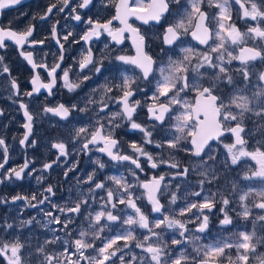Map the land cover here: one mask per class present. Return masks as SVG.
<instances>
[{
	"label": "snow or ice",
	"instance_id": "obj_1",
	"mask_svg": "<svg viewBox=\"0 0 264 264\" xmlns=\"http://www.w3.org/2000/svg\"><path fill=\"white\" fill-rule=\"evenodd\" d=\"M57 2L60 4L57 11L62 12L70 0ZM233 2L239 5V18L255 22L246 23L244 32L232 22ZM20 3L21 0H0V14L4 9ZM91 3L92 0H81L77 7L87 8ZM179 4L180 0H106L105 7L111 5L114 8V15L103 21L91 17L87 19L88 30L80 36L85 42L93 38L98 39L104 33L116 45L123 44L125 39L131 40L135 48L134 55L116 54L111 58L129 67L123 71L117 68V76L111 80L106 79L103 85L93 88L92 95L86 98L82 107L76 103L67 106L59 103L55 107L46 106L43 111L67 120L74 111L88 112L89 105L94 103L101 105L92 130L90 131L87 126L75 128L73 138L81 141L82 151L89 150V146L92 145L95 151L106 154L112 161L129 162L134 165L135 168H129V171L138 183H130L123 176H109L107 179L116 186V189L114 191L112 187H106L105 182L95 178L96 171L104 169L106 165L101 159H96L98 169L93 170L87 175V180L83 181L89 185L88 192L82 193L76 201L64 207L52 204L58 213L64 214L63 219L52 211L44 213L48 220L41 226L49 228L53 233L51 239L45 238L43 243H40L37 238L36 246L33 248L27 237L23 240L19 235L11 236L10 239L0 238V258L4 260V264H249L250 260L252 264H264V251L259 250L264 247V139H257L256 146L251 150L248 148L249 139L257 132L260 137H264V71L255 73V84L252 83L250 72L251 68H255V62L264 64V0H187V8L183 15L165 27L162 42L172 46L180 41L182 36L190 35L198 45H203L204 49L183 47L178 57L166 56V60L157 63V60L145 50V35L141 33L140 27L130 21H140L142 25H148L150 22L159 24L169 13L170 5ZM56 7V3H52L46 9L45 16L52 13ZM77 7L71 8L70 12L76 13L73 19L80 21L81 16L77 13ZM212 7L218 12L213 13L212 20L209 21L207 9ZM114 21L118 22V26H113ZM209 24H214V27H210ZM33 31L31 25L23 31L13 30L11 22L7 26H0V49L8 46L6 41L14 42L21 49L26 43L43 44V40H29ZM51 32L61 49L58 62L53 63L51 67L44 63H36L31 51L20 53L33 69L43 68L49 77L47 82H43L40 74L35 73L30 80L33 85L32 91L25 92L26 96L38 94L41 89L47 90L51 95L57 83L58 69L62 72V87L72 92L92 76L101 74L104 68L105 57L94 58L89 47L78 61L82 75H77L75 81L70 80L71 68L61 69L64 44L60 43L61 38L57 37L55 26ZM69 36H72L71 32L62 37L63 41H68ZM249 40L253 42L251 47L247 46ZM257 41L259 43H256ZM73 42L78 43L79 40ZM163 51L164 49H161V52ZM2 61L3 57L0 56V62ZM233 61H238L239 66L233 67ZM3 72H9L7 66L3 67ZM117 80L119 82H116ZM137 81H147L153 85L151 94L145 100L149 119L153 122L152 128L155 129L159 125L163 130L167 120L170 122L167 127L173 130L171 136L165 134L161 141L154 142L151 139L153 131L135 121L134 114L141 106V100L132 98L137 91H144ZM11 87L15 90V95H20L15 79L11 81ZM225 88L230 89L227 96L223 95ZM114 90L116 95L109 96ZM97 93L100 94L99 101L93 99ZM109 103L119 105V109L111 112ZM20 107L26 118V123L23 124L26 132L20 144L25 145L27 142L34 145V141H29L34 117L29 112L28 105L21 103ZM106 109H109L110 114L101 117L100 112ZM2 114L0 110V115ZM247 121H251L254 127L246 132ZM123 123L144 134L139 144L136 142L129 144L133 150L131 155L120 151L117 147L119 141L113 135L114 130ZM246 136L249 139H246ZM222 137L231 138V142L224 143ZM213 142L222 144L227 150L226 155L230 157V161L223 162L225 168L238 165L242 158H246L245 165H242L244 170L241 178L244 181H256L260 187L248 184L241 186L237 181H233L227 194L218 191L211 196L201 197L205 183L212 184L220 178L215 168L218 149L213 146ZM153 143L157 148H167L168 157L145 150V145ZM0 147H3L0 169H5L8 149L3 138H0ZM52 147L59 150L56 160L69 154L63 142L55 143ZM179 152L195 158L191 171L200 177L197 183L201 191L188 192L187 195L201 199L188 201L185 196L182 197L185 199L183 207L172 208L171 206L177 203L180 185L163 183L165 174H154L149 178L146 173V178L140 181L136 170L144 172L145 167L152 170L167 165L177 170L175 176L187 177L190 168L181 167V162L176 159ZM141 157L145 158V165L141 164ZM248 161L255 163L250 165ZM28 167V162H25L19 170L5 169L4 175L8 179L13 175L17 179H22V174ZM43 167L49 169L52 164L45 163ZM75 167L74 164L68 171ZM137 187L143 190L139 195L132 191ZM96 190H101L105 195H98ZM45 191L50 195L39 194L38 199L37 194H17L12 196L11 200L13 202L24 200L28 206L38 207L45 201L51 203L50 196L55 195L52 186H48ZM97 199L100 201L101 210L93 214L89 208ZM162 199H165L166 203H162ZM138 200H146L151 206L147 213L138 206ZM217 203L221 205L219 211L223 215L219 220L222 229L233 225L234 216L235 219L250 223L251 228L237 229L227 236L214 238L211 243H202V234L209 227V216ZM119 205L125 207L119 208ZM205 209L208 210L207 214L204 212ZM114 210L123 215L114 214ZM152 213L159 215L150 220ZM188 213L192 215L189 216ZM77 217L86 220L88 229H80L76 237H72V231L75 229H70L69 225L74 224ZM102 221L104 223H101ZM115 222H119L121 230L111 234V225ZM34 223L41 222L32 217L20 221V227ZM189 224L195 227L189 229ZM50 225L60 227L50 228ZM0 227L5 230L13 229L14 224L5 223ZM106 229L110 234L101 238ZM138 230L144 232L138 236ZM169 230L171 234L166 240L164 237L169 234ZM60 231H63L68 239H62ZM186 233L190 235L186 236ZM55 245H59L61 250L57 251L55 247H50ZM188 245L192 247L191 253L187 250ZM171 246H180L176 255H172ZM134 249H140L141 252L138 254ZM233 249L235 255L232 254Z\"/></svg>",
	"mask_w": 264,
	"mask_h": 264
},
{
	"label": "flooded vegetation",
	"instance_id": "obj_2",
	"mask_svg": "<svg viewBox=\"0 0 264 264\" xmlns=\"http://www.w3.org/2000/svg\"><path fill=\"white\" fill-rule=\"evenodd\" d=\"M80 2L81 0H70L69 5L64 8V11L58 12L57 9L60 7V4L57 2V0H21L20 4L4 9L2 14H0V26H7L9 22H11V28L13 30L23 31L27 26L31 25L33 26L34 31L32 37H29V40L34 39L44 41L43 44L35 45L26 43L23 49L15 45L14 42L6 41L8 46L4 49H0V56L3 57V61L0 62V110L3 112V114L0 115V138L5 140L8 149V162L5 167L10 164V151L7 145L6 136L17 131L16 125L19 118H23L25 121L24 123H26V118L23 115V109L20 107L21 103L28 105V110L34 117L32 129L33 133L30 136L29 141H32L35 136H37V129L40 128H46V131L49 134H59L61 132L68 134V132H73L75 128L81 126H87L91 131L92 126L97 119V111H99V107H101V105L97 103L89 105L90 110L88 112H72L67 120H63L59 116H56L52 113H45L43 109L46 106L55 107L59 103H64L66 106L70 103H76L82 107L86 98L92 95L93 88H98L100 85L105 83L106 79L111 80L112 77L117 76V68L123 71L129 67L128 65H123L120 62L112 60L111 58L116 54H135V48L132 45L130 39H125L123 44L116 45L115 42H113L111 38L108 37L106 33H104L98 39L93 38L89 42L81 40L80 36L88 30L89 26L87 24V19L89 17L93 19H100L101 21L106 20L114 15V8L111 5L105 7L106 0H92V3L87 8L80 9L77 7L78 3ZM181 2L182 0H180L179 5H170L169 13L166 14V17L162 19L159 24L150 22L148 25H142L140 21H130L134 23L135 26L140 27L141 33L145 35V50L157 60V63H160L161 60H166V56H173L174 58L178 57L181 54L180 49L183 47L199 48L200 50L204 49V46L198 45V42L195 41L190 35L182 36L181 40L177 41L176 44L172 46L165 45L162 42V35L165 27L183 15L185 4L182 5ZM52 3H56L57 7L52 10V13L45 16L46 9ZM237 6L239 7V5ZM73 7H77V13L81 16L80 21L73 19V16L76 14L70 12V9ZM207 11L209 13V21H211L212 19H210V15L213 11L209 8ZM41 17L44 18L42 19ZM243 20L244 19H232V22L236 24V27L239 28L241 32H243L244 29ZM53 26L56 28L57 37L61 38L60 43L64 44V60L61 62V69L71 68L69 73L70 80L75 81L77 75H82L78 68V61L82 54H86V51L89 47L94 54V58L99 59L101 57H105L104 68L102 69L101 74L92 76L90 80L85 81L80 86V88L72 92H69L66 88L62 87V72L58 69L56 73L57 83L53 88L51 95H49L47 90L41 89L38 94L34 93L32 96H26L24 95L25 92L32 91L33 85L30 83V80L35 73L40 74L43 82H47L49 77L47 76L45 69H33L24 56H22L20 53L21 51H31L33 52V58L36 63H44L49 67H51L53 63L58 62L57 58L61 53V49L57 43V39L53 38L52 36L51 29ZM113 26H118V22L114 21ZM209 26L214 27V24H209ZM69 32L72 33V36H69L68 41H63L62 37ZM125 35L127 36L128 34ZM74 40H79V42L75 43L73 42ZM247 44L253 45L251 43ZM105 45L108 47L106 48ZM121 49H123L122 52ZM161 49H164V51L161 52ZM255 63L258 64V71H264V64H261L259 61ZM233 64H239V62L233 61ZM4 66L8 67V73L3 72ZM85 72H87V69H85ZM189 78L191 79V74ZM13 79L16 80L19 86L20 95L14 94L15 90L11 87V81ZM149 79H151V77ZM116 82L119 81L117 80ZM137 83L141 89H144V91H137L135 97L132 98L141 100V106L137 108V112L134 114L135 121L140 123L145 128L153 131L151 139L154 142L161 141L165 134L171 136L173 130L167 127V125L170 123L167 120L165 122L166 126L163 130L160 129L159 125H157L155 129L152 128L153 122L149 119V114L147 112V108L145 107V100L146 97L151 94L153 85L147 81H137ZM229 91L230 89H223V95L227 96ZM113 95H116L115 90L113 93L109 94V96ZM190 98L191 96H189V99ZM93 99L99 101L100 94H95ZM109 109L111 112H115L119 109V105L115 103H109ZM109 109H106L104 112H100V116L104 117L110 114ZM49 120H51V123H49ZM53 121L58 122V124L54 125ZM7 128H9V130H7ZM22 128L24 127L22 126ZM251 129H253V123L251 121H247L246 132ZM24 130L26 129L24 128ZM105 130L107 131V127ZM113 135L114 138L119 141L117 147L120 149V151L123 154L129 155H131L133 152V150L129 147V144L131 142H136L139 144L144 138V134L140 130L131 129L127 123H123L121 127L116 128L113 132ZM245 138L249 139L248 136ZM257 139L264 138L260 137L258 132L253 135L252 138L249 139V150L256 146L255 141ZM221 140H223L224 143L231 142V138L228 137H222ZM213 146L218 149L216 155L217 163L215 168L220 178L218 181H215L212 184L205 183L203 186V191H201L197 183L200 177L191 171V165L193 164L195 158L183 152L177 153L176 159L181 162V167L190 168L187 177H177L175 176V172L177 171L176 169H171L167 165H162L157 169L152 170H150L148 167H145L144 172L136 170L139 180L143 181L146 178V173L149 178L154 174H165V182L163 183L170 182V184L173 186L177 184L180 185L179 192L177 193L178 200L176 205L180 203L179 200L181 199L182 189L187 190L188 186L191 187V192L201 191V197L206 194L205 187L210 189L211 194L217 193L218 191L221 194H227L233 181H237L241 186L250 183L249 186L260 187L259 183L256 181H244L241 178L242 172L244 170L242 165H245L246 158H242L240 164L238 165L225 168L223 162L225 160L230 161V157L226 155L227 150L223 148V145L219 144L218 142H213ZM145 150L153 154L160 153L165 158L168 157L169 154V150L167 148H157L155 143L145 145ZM93 151L97 154L98 158L102 160V162H105L106 165L104 169L97 170V175L100 177V179L106 175L107 177L123 176L126 177L130 183H133L134 180H136L129 171V168H135L134 165H131L129 162L112 161L106 154L95 151L92 145L89 146V150L85 151L84 154L90 156ZM0 152H3L2 147H0ZM140 162L142 165H145V158L141 157ZM209 163L211 164L212 162L209 161ZM254 163V161H248V164L250 165H254ZM68 174L69 173H67L65 177H67ZM0 180H2L1 174ZM132 191L136 193L137 191L141 192L143 190L137 187L132 189ZM201 197L190 196L189 199L190 201H198L201 199ZM161 202L166 203L165 199H162ZM176 205H172L171 207L176 208ZM150 207L151 206L149 204L145 205L147 210H149ZM220 208L221 205L217 203L215 208L212 209V214L209 216V227L206 232L202 234V243L210 242V240L208 241L209 238L207 234L209 232L211 233L216 227L221 226L219 224V220L223 218V215L219 211ZM195 211L196 210L194 209L193 212ZM253 211L255 212V210ZM204 212L207 214L208 210L205 209ZM151 215L159 214L152 213ZM188 215L191 216L192 213H188ZM189 226L192 228L195 227L193 224H189L188 227ZM245 227L250 229L251 224L243 220L235 219L234 216L233 225L227 226L224 229L227 230L229 234L234 230L236 231L237 229H244ZM175 247L179 248L180 246ZM259 250L264 251V247L260 248ZM173 251L174 250L172 249V252ZM232 254L235 255L234 249L232 250ZM249 264H252L251 260L249 261Z\"/></svg>",
	"mask_w": 264,
	"mask_h": 264
},
{
	"label": "rangeland",
	"instance_id": "obj_3",
	"mask_svg": "<svg viewBox=\"0 0 264 264\" xmlns=\"http://www.w3.org/2000/svg\"><path fill=\"white\" fill-rule=\"evenodd\" d=\"M182 5L185 4L184 9L187 8V0H182ZM213 12L210 15V19H212L213 13H217V9L215 7L209 8ZM184 10V11H185ZM239 7L233 2L231 5V14L232 19H241L239 18ZM183 11V12H184ZM246 23L247 24H255V22L249 20H243V32L246 31ZM248 43L253 44L251 40L248 41ZM256 43H259L257 41ZM258 64L255 63V68H251L250 72L252 73L251 79L252 83H256V77L255 73L258 72ZM233 67H238L239 64H233ZM235 78V77H234ZM48 121V120H46ZM24 119L19 118L17 120L16 130L15 132L9 134L6 136L7 139V145L9 147L10 151V164L5 167V169H11L16 168L19 170L20 167L24 165L25 162H28L29 167L25 169L22 179H17L13 175L11 179H8L5 177L4 172L5 169L0 170L1 179L0 181V226L4 225L5 223H12L14 224L13 229H4L3 227H0V238L16 236L19 235L20 238L23 240L25 237L28 238V240L31 242L32 247L35 248L37 243V238H39V242L43 243L45 238L51 239L53 233L49 230V228L42 227L41 225L43 223H46L48 220V217L44 215L47 211H52L56 215H60L61 219H63L64 214L58 213L55 208L52 207V204L59 205L60 207H64L68 204L73 203L76 201L82 193L86 194L88 192L89 185L87 183H83V181L87 180V175L91 174L93 170L98 169V166L95 164V160L98 159L97 154L93 151L90 156L85 155V151L81 150V141L78 139L73 138V132L66 133H59V134H49L46 131V128H40L37 129V136L32 140L34 141V145L28 144L26 146H23L20 144V140L22 139L25 130L22 128L24 124ZM49 123H51V120H49ZM53 124L56 125L58 122L53 121ZM254 127V126H253ZM9 130V128H7ZM264 138V137H263ZM63 142L67 146L68 155L67 156H61L59 160H56V157L59 155V150L52 147L53 144ZM3 148V147H2ZM3 158V152H0V159ZM55 161V162H54ZM45 163H51L52 167L49 169H45L43 166ZM105 163V162H104ZM76 165V167L72 171H68L70 167L73 165ZM65 172L69 173L67 177H65ZM106 175H104L103 178L100 179V177L97 175L96 171V179L105 182L106 187H112L115 191L116 186L109 181ZM39 178V179H38ZM80 182V183H78ZM133 183H137L136 180H134ZM250 185V183H247ZM48 186L53 187V191L55 195H51V203L48 201H45L44 204L38 205V207H31L28 206L27 202L24 200H18L13 202L11 200V197L17 194L20 195H31V194H37L39 199V194L43 195H50L46 193L45 189ZM191 187L188 186L187 190L182 189V195L181 199L179 200L180 203L176 205V208L183 207L185 203V199L182 197H187V200L190 201L189 197L190 195H187L188 192H191ZM206 194L208 196H211L210 189L208 187H205ZM98 195H105L104 192L101 190H96ZM140 191L136 192L137 195H139ZM118 194V193H117ZM33 203H36L33 201ZM138 206L142 208L143 211L146 213L148 210L145 208V205L148 204L146 200H138L137 201ZM119 208H124V205H119ZM100 209V201L97 199L95 203H91V206L89 208V211H92L93 214L95 211H99ZM82 213L84 212V208L81 209ZM131 212V210H128ZM114 214H121L117 213L114 210ZM86 216L87 213H84ZM123 215V214H121ZM158 215H150V220L154 217H157ZM35 217L37 220H39L41 223L27 226V227H20V221L29 219ZM185 219V218H181ZM101 223H104L102 221ZM50 228H59V225H50ZM70 229H75L72 231V237H76L77 231L80 229H88V223L83 217H77L74 224L69 225ZM189 229H192V227L189 226ZM120 225L119 222H115L111 225V234H114L118 231H120ZM159 231V230H157ZM235 231V230H234ZM232 231V232H234ZM144 232V230H138L137 235H141ZM110 232L108 229L105 230V233L102 234L101 238H103L104 235H109ZM146 234V233H144ZM171 234V230H169V234L165 235V239H168V235ZM228 231L225 229H222L221 226L216 227L213 229V231L208 233V241L210 240L211 243L214 238L226 235L227 236ZM59 235L62 239H68L64 235L63 231L59 232ZM190 235V233H186V236ZM123 243V242H121ZM97 245H100V241H97ZM55 247L57 251L61 250L59 248V245L50 246ZM69 247H71L69 245ZM174 250L172 252V255L177 254V250L179 248H176L175 246H171ZM191 245L187 246V250L189 253H191ZM91 251V250H89ZM136 253H140V249H134ZM229 250H226V252ZM232 251V250H231ZM0 264H4V260L0 258Z\"/></svg>",
	"mask_w": 264,
	"mask_h": 264
},
{
	"label": "water",
	"instance_id": "obj_4",
	"mask_svg": "<svg viewBox=\"0 0 264 264\" xmlns=\"http://www.w3.org/2000/svg\"><path fill=\"white\" fill-rule=\"evenodd\" d=\"M247 46L251 47V46H253V45L247 44ZM25 132H26V130H25ZM32 133H33V132H32ZM32 133L30 134V136L32 135ZM30 136H29V138H30ZM26 144H27V142H26ZM26 144H25V145H26ZM25 145H23V146H25Z\"/></svg>",
	"mask_w": 264,
	"mask_h": 264
}]
</instances>
